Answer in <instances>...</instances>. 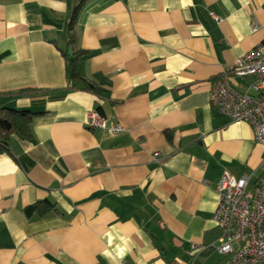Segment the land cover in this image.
I'll list each match as a JSON object with an SVG mask.
<instances>
[{"label":"crops","instance_id":"obj_1","mask_svg":"<svg viewBox=\"0 0 264 264\" xmlns=\"http://www.w3.org/2000/svg\"><path fill=\"white\" fill-rule=\"evenodd\" d=\"M261 42L264 0H0V107L38 113L0 152V264H224L215 186L253 190L264 145L211 85ZM69 46L105 96L69 82ZM97 108L125 130L87 128Z\"/></svg>","mask_w":264,"mask_h":264},{"label":"built area","instance_id":"obj_2","mask_svg":"<svg viewBox=\"0 0 264 264\" xmlns=\"http://www.w3.org/2000/svg\"><path fill=\"white\" fill-rule=\"evenodd\" d=\"M257 29L255 24L253 30ZM230 76L247 79L245 88L233 86ZM211 104L233 121L250 123L255 140L264 145L263 42L236 57L229 71L214 79ZM86 126L113 135L125 130L98 110L88 113ZM248 182L247 174L237 178L224 170L215 186L218 201L213 220L220 232L215 248L224 264H264V173L253 190L247 188Z\"/></svg>","mask_w":264,"mask_h":264},{"label":"trees","instance_id":"obj_3","mask_svg":"<svg viewBox=\"0 0 264 264\" xmlns=\"http://www.w3.org/2000/svg\"><path fill=\"white\" fill-rule=\"evenodd\" d=\"M81 6L82 2L75 5L73 9V13L68 27L70 44H74L75 41L73 28ZM64 55L67 59V75L71 84H75L79 88L85 89L99 96H105L108 93L107 88L87 77L81 76L77 72L76 53L70 56L67 51L64 52ZM97 110L99 109L97 108ZM37 114V112H33L29 109L0 107V152L7 150L9 139L13 134L18 133L23 137H29L31 135V124ZM51 209H55V205L48 199H44L27 205L24 208V213L27 217H32L36 213L39 215H45Z\"/></svg>","mask_w":264,"mask_h":264},{"label":"water","instance_id":"obj_4","mask_svg":"<svg viewBox=\"0 0 264 264\" xmlns=\"http://www.w3.org/2000/svg\"><path fill=\"white\" fill-rule=\"evenodd\" d=\"M68 53H69L70 56L73 55V48H72V46H69Z\"/></svg>","mask_w":264,"mask_h":264}]
</instances>
